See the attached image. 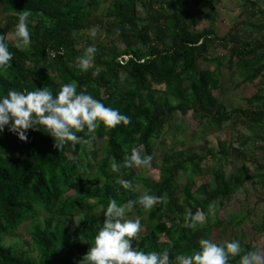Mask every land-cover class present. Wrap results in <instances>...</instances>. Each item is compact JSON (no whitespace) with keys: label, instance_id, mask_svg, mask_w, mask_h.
<instances>
[{"label":"trees","instance_id":"obj_1","mask_svg":"<svg viewBox=\"0 0 264 264\" xmlns=\"http://www.w3.org/2000/svg\"><path fill=\"white\" fill-rule=\"evenodd\" d=\"M110 1L99 14L101 5ZM258 2L244 5L252 12ZM26 9L31 12L32 43L18 49L14 36L8 35L14 55L10 65L0 69V94L36 87L56 93L64 83L74 82L77 92H88L106 106L119 108L131 123L108 129L101 125L91 144L63 150L42 130H28L27 141L7 127L0 133V264H80L91 247L88 240L101 226L99 210L103 214L111 198L124 203L145 191L167 199L148 212L139 206L134 209L149 224L138 237L142 250L169 248L174 259L180 252L196 250L201 238L226 241L234 224H214L210 215H217V207L213 212L209 206L223 204L254 180L246 163L230 176L215 169L198 184L194 176L202 172L206 160L198 154L165 152L158 179L141 176V168L112 172L110 162L113 157L122 162L132 147L141 146L154 158V149L176 114L191 113L204 128L221 132L230 131L241 118L264 131V37L253 40V33L244 37L233 30L221 38L213 0H0V34L13 33L16 12ZM203 21L209 27L200 31ZM256 29L264 31V24ZM134 39L139 43L131 45ZM118 44L130 45L122 51ZM89 45L98 51L91 67L82 71L77 58ZM219 48L229 53L230 69L237 60L243 84L261 78L257 93L247 100L253 110L229 111L220 99L219 66L224 59L217 57L213 70L202 69L203 62L214 61L211 54ZM251 139L264 142V135L257 133ZM218 148V152L210 149L209 155L229 160L227 143L219 140ZM94 168L91 184L85 177ZM259 168L264 174V165ZM180 175L187 177V183H180ZM123 179L133 180L137 190L123 188ZM71 191L74 195H68ZM197 209L206 214L204 223L196 230L182 227L186 212ZM77 217V225L70 228L67 223ZM28 223L24 243L31 244L36 255L25 244L7 243V236Z\"/></svg>","mask_w":264,"mask_h":264},{"label":"clouds","instance_id":"obj_2","mask_svg":"<svg viewBox=\"0 0 264 264\" xmlns=\"http://www.w3.org/2000/svg\"><path fill=\"white\" fill-rule=\"evenodd\" d=\"M16 15L18 22L14 32L0 34V69L8 67L14 55L9 50L8 35L14 36L18 49L27 48L32 43L29 28L31 12L26 9L16 12ZM97 51L95 45H89L77 58V67L87 71ZM130 123L131 117L119 108L106 106L101 99L88 92H77L74 82L64 83L56 93L49 87H36L35 90L11 89L7 94H0V133L7 127L21 140L27 141L28 130H42L54 139L55 146L60 150L66 146L74 148L78 144H91L95 139L94 133L101 125L108 129ZM141 147H132L122 162L113 157L110 170L120 172L122 168H151L153 155L143 153ZM120 183L125 189L137 190L133 180L123 179ZM166 199V195H153L147 191L124 203L111 198L103 211L106 219L94 238L88 240L91 247L80 264H229L232 260H236V264H264V248L245 249L238 239L217 243L210 238H201L196 250L180 252L174 259L169 248L159 251H145L140 246L134 248L133 238L137 240L144 227V217L135 213L134 209L139 206L148 212ZM209 208L214 212L215 205ZM205 220L206 214L202 210H188L182 227L196 230Z\"/></svg>","mask_w":264,"mask_h":264},{"label":"rangeland","instance_id":"obj_3","mask_svg":"<svg viewBox=\"0 0 264 264\" xmlns=\"http://www.w3.org/2000/svg\"><path fill=\"white\" fill-rule=\"evenodd\" d=\"M213 1L218 12L215 28L221 38L233 30H237L240 34L242 33L244 37L247 35V32L253 33V40H261L264 37V31L257 32L256 29L258 25L264 23L256 8V10L252 11L255 12V15L252 16L250 14L252 12H249L240 0ZM111 3L112 1L101 5L98 13L102 14L108 4ZM205 27H209V22L203 21L198 29L201 31ZM88 35H90V32ZM137 43L139 41L134 39L131 45H136ZM129 45L118 44L117 46L120 50L124 51L128 49ZM228 54L226 50L219 48L211 54L210 59L214 61L211 63L203 62L202 69L213 70L218 66L215 59L217 57L224 59L222 66H219L222 82V90L218 93L220 99L229 111L234 109L253 110V107L247 104V100L257 93L260 88L261 78L253 84H243L240 65L236 67L237 60H234L235 66L233 69H230ZM123 58L127 60L128 56H124ZM254 108L256 109V107ZM229 125L227 123L224 127ZM230 128V131L228 130L227 132L226 130L221 132L215 128H204L201 125L199 117H195L191 113L187 116L176 114L168 122L154 149L151 168H141L140 173L141 176L158 179V169L162 166L163 154L165 152L171 153L172 151L182 152L184 155L198 154L205 157L206 160L201 165L202 172L198 176H194L198 184L206 182L209 179V175L213 174L215 169L220 168L226 175L230 176L236 174L238 168L243 163H246L251 171V176L255 177L254 180L246 184L234 196L227 198L223 204L219 202L215 203L217 215L211 212L210 217L214 224L219 221L223 222V224H234L233 230L226 232L227 240L238 239L242 244L252 243L256 247L264 248V174L259 168V166L264 165V142L259 141L256 143L255 140L251 139L257 136V133L264 135V131L258 127H254L242 118L237 121L236 126ZM228 132H230L229 135ZM219 140L226 142L229 146L228 152L231 155L229 160L223 159L220 156L214 159L209 155L210 149H213L215 152L219 151ZM99 147L103 148L104 144L99 142ZM141 150L144 153V149L141 148ZM91 160L93 163L96 162L92 157ZM95 170L94 168L85 177L86 182L94 184L92 178L96 174ZM179 181L181 184H185L187 183V177L180 175ZM68 195H74V192L71 191ZM98 215L102 226L106 217L100 210ZM78 221L79 217L68 222L67 225L74 229ZM42 222L43 220H41ZM142 223L144 225L143 231L138 234V237L149 229V224L145 217ZM29 224L26 227H21L12 235L7 236V243L24 245V242H26L25 231L30 227ZM219 230L225 231L224 227H221ZM138 237L137 240L133 238L134 248L139 246L140 240ZM25 246L34 255L37 254L31 244H25Z\"/></svg>","mask_w":264,"mask_h":264},{"label":"crops","instance_id":"obj_4","mask_svg":"<svg viewBox=\"0 0 264 264\" xmlns=\"http://www.w3.org/2000/svg\"><path fill=\"white\" fill-rule=\"evenodd\" d=\"M255 5H256V7H253V9L254 10H256V9L258 10L259 15L263 18L262 21L264 22V0H259V2L257 4H255Z\"/></svg>","mask_w":264,"mask_h":264},{"label":"built area","instance_id":"obj_5","mask_svg":"<svg viewBox=\"0 0 264 264\" xmlns=\"http://www.w3.org/2000/svg\"><path fill=\"white\" fill-rule=\"evenodd\" d=\"M242 3L252 4L254 2H257V0H240Z\"/></svg>","mask_w":264,"mask_h":264}]
</instances>
